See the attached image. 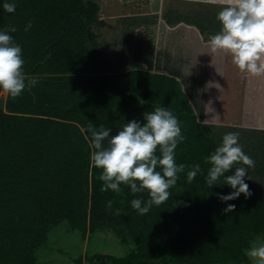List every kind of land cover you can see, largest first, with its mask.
<instances>
[{"label": "trees", "instance_id": "16d2710c", "mask_svg": "<svg viewBox=\"0 0 264 264\" xmlns=\"http://www.w3.org/2000/svg\"><path fill=\"white\" fill-rule=\"evenodd\" d=\"M6 2L15 3V12L3 9ZM100 13L95 0H0V29L17 28L11 35L22 48L25 75L37 80L28 87L33 102L8 99L0 106V264H42L38 252L63 222L83 235L112 232L130 246L126 256L94 255L91 264H252L245 250L264 238V188L253 187L251 175L256 170L264 177V141L240 140L245 154L258 153L245 177L251 197L222 202L219 196L234 190L223 178L210 188L205 163L222 134L198 121L176 77L132 68L123 58L127 51L112 64L94 32L105 25ZM165 19L179 21L168 14ZM155 20L137 21L127 30ZM29 21L33 26L25 31ZM190 24L204 32L202 23ZM144 102L177 116L186 139L175 149L176 163L199 164L202 171L188 182L186 167L170 198L140 215L131 201H147V191L133 194L124 185L119 195L101 191L86 129L91 122L116 135L132 120L143 125L144 115L129 111ZM256 133L264 140V131ZM234 173L235 168L225 176ZM228 204L236 206L231 213L224 212Z\"/></svg>", "mask_w": 264, "mask_h": 264}, {"label": "rangeland", "instance_id": "374dc122", "mask_svg": "<svg viewBox=\"0 0 264 264\" xmlns=\"http://www.w3.org/2000/svg\"><path fill=\"white\" fill-rule=\"evenodd\" d=\"M95 1L101 5L100 17L105 25L95 27L94 32L98 35L97 43L112 64L122 62L119 56L127 51L123 58L131 61L132 68L176 75L200 123L216 128L222 137L232 128L244 130V133L236 132L239 143L242 139L251 144L253 136L256 143L264 141L256 133L264 131V74L241 72L230 54L214 52L207 43L221 27L216 19L220 10L218 4L208 0ZM167 14L170 19L179 17V21L168 22ZM143 20L155 22L143 23L128 32L130 24ZM191 22L202 23L204 32ZM216 84L220 87H215ZM7 98L32 101L33 95L28 88L16 98L1 91L0 106L4 107ZM156 107L144 102L129 112L144 115ZM250 131L253 134L248 137ZM251 177L253 187H259L258 191L264 188L263 175L254 170ZM256 240L264 241V238L260 236ZM129 250L130 246L112 232L83 235L63 222L51 229L48 242L38 252V259L42 264H77L78 259L82 264H91L89 259L94 255L123 257Z\"/></svg>", "mask_w": 264, "mask_h": 264}, {"label": "clouds", "instance_id": "9594fccd", "mask_svg": "<svg viewBox=\"0 0 264 264\" xmlns=\"http://www.w3.org/2000/svg\"><path fill=\"white\" fill-rule=\"evenodd\" d=\"M208 2L220 6L216 16L221 25L220 30L207 41L211 49L230 54L232 62L241 72L264 74V0ZM3 9L13 13L16 5L6 2ZM32 26L29 21L24 30L28 31ZM16 31L13 25L0 29V90L12 98L37 84V80H28L25 75L22 48L11 35ZM215 87L220 86L216 84ZM86 130L91 134V147L94 149L90 156L91 162L101 170V191L111 190L119 195L122 192L121 185L129 187L133 194L147 191V201H131V207L140 215L149 213L153 205L159 206L170 198V189L176 185L179 174L184 173L186 167L188 182L202 171L199 164L190 167L177 165L175 149L186 137L182 135L181 122L168 108L156 107L153 111L145 112L143 125L132 120L125 123L116 135L110 134L111 129L102 125L97 128L91 122ZM205 163L210 165L206 176L210 188L223 178L224 185L234 190L228 195L219 196L222 202L235 200L241 194L245 198L251 197L252 192L245 177H248L247 169L255 166V161L245 154L238 133L225 134L222 143L205 158ZM237 164L246 167H235ZM158 168L160 171H157ZM233 168L235 173L225 176ZM111 204L109 201L108 207ZM235 207V204H228L224 212L231 213ZM245 255L253 264H264V241L251 242Z\"/></svg>", "mask_w": 264, "mask_h": 264}, {"label": "crops", "instance_id": "0c3cea01", "mask_svg": "<svg viewBox=\"0 0 264 264\" xmlns=\"http://www.w3.org/2000/svg\"><path fill=\"white\" fill-rule=\"evenodd\" d=\"M179 18V17H178ZM184 21V20H183ZM184 22H186V20L184 21ZM159 42H162V39H160V41ZM148 71H149V69H148ZM166 74V73H165ZM168 75H170V76H173V77H176L177 79H178V77L176 76V75H171V74H168ZM179 80V79H178ZM180 81V80H179ZM182 84V83H181ZM183 86V85H182ZM184 88V87H183ZM184 91H185V89H184ZM7 100H8V98H7ZM34 100V99H33ZM33 100L32 101H24V100H19V101H24V102H33ZM5 104V103H4ZM3 104V105H4Z\"/></svg>", "mask_w": 264, "mask_h": 264}]
</instances>
